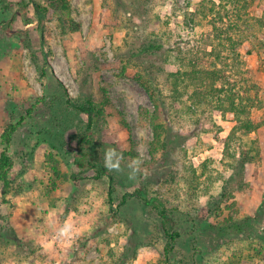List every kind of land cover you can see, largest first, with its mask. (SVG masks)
I'll use <instances>...</instances> for the list:
<instances>
[{"label":"rangeland","instance_id":"374dc122","mask_svg":"<svg viewBox=\"0 0 264 264\" xmlns=\"http://www.w3.org/2000/svg\"><path fill=\"white\" fill-rule=\"evenodd\" d=\"M37 1L48 8L44 33L31 0H0V155L7 148L13 161L9 183L0 177V264H264V220L244 224L264 206V0ZM215 26L244 42L238 52L219 45ZM149 42L163 49L147 55ZM194 59L225 70L226 93L248 105L258 129L234 131L235 116L214 103L189 112L191 86L174 99L168 76ZM138 72L169 106L161 99L158 114L174 133L155 154L156 105ZM87 96L103 108L93 135L68 103ZM81 138L93 140L86 148L115 184L77 162ZM242 150L255 159L237 179ZM139 188L164 202L172 229L137 196L121 204ZM210 223L243 224L223 238ZM167 230L179 233L170 253Z\"/></svg>","mask_w":264,"mask_h":264},{"label":"trees","instance_id":"16d2710c","mask_svg":"<svg viewBox=\"0 0 264 264\" xmlns=\"http://www.w3.org/2000/svg\"><path fill=\"white\" fill-rule=\"evenodd\" d=\"M58 1V0H57ZM64 3V0H59ZM221 3H223L225 0H219ZM230 1V0H229ZM241 1V0H238ZM33 3L35 13L38 20V28L41 33H44L45 27H46V21H47V11L48 8L44 5H42L37 0H31ZM244 3L242 7L247 8L249 5L248 0H242ZM64 5V4H63ZM64 7H67V5H64ZM217 4L216 1L212 2V6L210 7L209 11L207 13L215 14ZM207 15V14H205ZM209 15V14H208ZM222 18V17H221ZM126 26V27H130ZM134 26V25H133ZM79 27V26H77ZM142 27V26H141ZM143 27H146L143 25ZM215 29H218V32L216 34V39H218L219 45L225 46V42H230L229 45H231L232 51H237L238 49L244 45V42L242 40H234L231 36L225 37L218 28V26H215ZM232 27V26H228ZM163 49V46L161 44H156L154 42L144 43L142 47V52L149 54H156L160 52ZM216 49V48H215ZM215 49L212 48L209 52L206 51L207 54L213 55V51ZM217 57L221 58V52L216 54ZM192 60V59H190ZM151 65H154L153 63H150ZM190 66L180 70H178L176 73H170L168 76V79H171V89H172V96H174V99L178 101L180 97V89L181 87L187 88L188 86H191L192 93L190 94V99L193 101L191 106H188V111L192 113H196L195 107L199 106L202 103H214L213 104V110L217 114L224 115L226 113H231L235 116L237 122L239 123L237 126H235L234 131L237 129H242L244 133H251L258 129L260 127V124L255 123L249 116V110L248 105L243 101H237L235 95L227 94L225 91L226 83L224 82L225 77V70L222 68H219L217 66H214L211 69L198 67V62L194 59L192 63L189 64ZM159 70L164 71L162 66L157 67ZM136 78L138 81L143 84L147 88V90L150 92L151 97L156 105V113L153 115V131H154V141L152 143L151 151L152 153H156L160 147L167 149L169 147V142H171L170 135L172 134V130L170 127L167 126L166 123H162L160 121V116L158 113H160L161 103L160 100L162 99V104L164 105L165 109H168L169 106H167L165 100H163L162 97L163 93L160 90V86L156 85L154 80L151 78L149 73L143 74L138 72L136 74ZM185 84V86H183ZM68 103L71 104L74 108L78 109L80 112L85 113L88 116V122L86 123L87 127V133L89 135H93V127L97 119H99L100 115L103 113V108H99L98 104L91 98V97H85L80 102L70 100ZM194 107V108H193ZM158 111V112H157ZM18 125H20V122H18ZM17 125H11L9 128H7L5 132L6 141L10 144L12 140L13 133L16 131ZM174 133V132H173ZM176 137H183L181 130L174 134ZM184 140H186V136H184ZM183 138H181L183 140ZM89 141V142H88ZM93 140H88L87 138H81L78 141L79 150L75 153L76 160L80 164V166L85 165L88 163L91 167L95 168L98 171V177H101L103 175H108L111 184H115L116 176L113 172L108 170V166L103 165V163L95 160L93 153L88 150L87 143H91ZM8 144V145H9ZM243 157L241 159H237L236 165L234 166V174L233 177L239 179L241 174H243V171H245L246 166L253 162L255 159V156H252L249 152L242 150ZM240 164V165H239ZM13 167V161L9 155L8 149H4L1 152L0 155V177L4 181L5 185L9 183L8 173L10 169ZM238 168H240L239 171ZM172 177H174L173 173H170ZM230 182V181H229ZM240 186L242 187V183H240ZM113 190V187L112 189ZM196 190H193L195 193ZM231 192V190L228 188H225L224 192L222 193L221 197H225L227 193ZM112 191L110 193L111 197ZM137 196L140 200H142L146 205L152 206L155 208L160 216L162 217L163 225L166 229H172L171 224V217L167 211V208L164 204V202L155 196H149V194L144 189H137L135 192H127L123 198L121 204H126L128 202L129 197ZM220 201H217V206L220 205ZM263 207L257 211L256 215L246 219L244 221L245 223H248L250 225L256 226V224H261L264 220V217L261 215L263 210ZM198 218L199 216H194L193 219ZM202 219H198V222L196 223V226L198 228L202 227ZM243 224V223H242ZM241 224V225H242ZM239 223L231 224V225H221V224H213L210 223L207 226V229L212 231L215 234H218L222 236L223 238L227 237L229 229L236 228L237 230H242V226ZM167 234L170 237V240L168 242V247H166V252L170 253L174 249V244L178 238L179 233L178 232H171L170 230L166 231Z\"/></svg>","mask_w":264,"mask_h":264},{"label":"clouds","instance_id":"9594fccd","mask_svg":"<svg viewBox=\"0 0 264 264\" xmlns=\"http://www.w3.org/2000/svg\"><path fill=\"white\" fill-rule=\"evenodd\" d=\"M64 232H65V229H61V230H60V234H61V235L64 234Z\"/></svg>","mask_w":264,"mask_h":264}]
</instances>
